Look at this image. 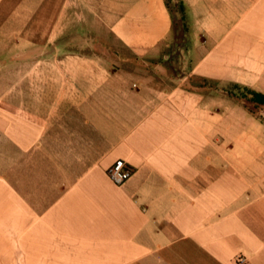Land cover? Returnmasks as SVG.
Masks as SVG:
<instances>
[{"label": "crops", "instance_id": "crops-1", "mask_svg": "<svg viewBox=\"0 0 264 264\" xmlns=\"http://www.w3.org/2000/svg\"><path fill=\"white\" fill-rule=\"evenodd\" d=\"M180 2L0 0V264H264V0Z\"/></svg>", "mask_w": 264, "mask_h": 264}, {"label": "built area", "instance_id": "built-area-1", "mask_svg": "<svg viewBox=\"0 0 264 264\" xmlns=\"http://www.w3.org/2000/svg\"><path fill=\"white\" fill-rule=\"evenodd\" d=\"M108 177L115 185H122L132 176V170L123 160H116L107 170ZM246 258L243 255L236 256L233 264H246Z\"/></svg>", "mask_w": 264, "mask_h": 264}, {"label": "rangeland", "instance_id": "rangeland-1", "mask_svg": "<svg viewBox=\"0 0 264 264\" xmlns=\"http://www.w3.org/2000/svg\"><path fill=\"white\" fill-rule=\"evenodd\" d=\"M165 1L167 3V7H168L169 11L171 12L173 18H175L179 22L180 26H182L181 27L182 31L183 32L187 31V29H188L187 23L188 22L185 18V10H182V13L179 12L180 0H165ZM182 35L183 34L181 32L178 33V39H180ZM170 42H171L172 47H173L172 50L174 51V53L172 55L173 56H179L176 54V51H178V50H176V47L177 48L179 47V45H177V43H176V39H173ZM229 89L230 88L227 87V90H229Z\"/></svg>", "mask_w": 264, "mask_h": 264}, {"label": "trees", "instance_id": "trees-1", "mask_svg": "<svg viewBox=\"0 0 264 264\" xmlns=\"http://www.w3.org/2000/svg\"><path fill=\"white\" fill-rule=\"evenodd\" d=\"M182 10H184V6L183 4L180 2V5H179V12L182 13ZM251 92V91H250ZM253 95H256V98H257V103L260 104V105H264V96L259 94V93H255V92H251Z\"/></svg>", "mask_w": 264, "mask_h": 264}, {"label": "bare ground", "instance_id": "bare-ground-1", "mask_svg": "<svg viewBox=\"0 0 264 264\" xmlns=\"http://www.w3.org/2000/svg\"><path fill=\"white\" fill-rule=\"evenodd\" d=\"M109 180L114 184V182L109 178Z\"/></svg>", "mask_w": 264, "mask_h": 264}]
</instances>
